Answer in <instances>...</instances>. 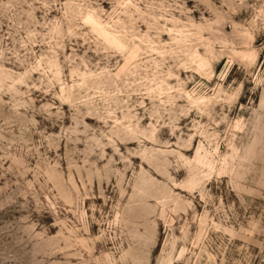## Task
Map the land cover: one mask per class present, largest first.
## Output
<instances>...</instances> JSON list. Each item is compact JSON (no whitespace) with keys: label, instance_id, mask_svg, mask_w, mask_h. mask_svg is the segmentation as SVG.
Instances as JSON below:
<instances>
[{"label":"rangeland","instance_id":"obj_1","mask_svg":"<svg viewBox=\"0 0 264 264\" xmlns=\"http://www.w3.org/2000/svg\"><path fill=\"white\" fill-rule=\"evenodd\" d=\"M0 264H264V0H0Z\"/></svg>","mask_w":264,"mask_h":264}]
</instances>
